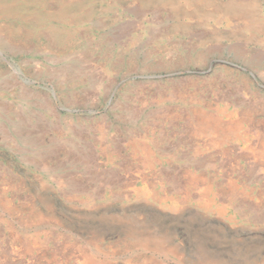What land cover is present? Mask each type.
<instances>
[{"label": "rangeland", "instance_id": "rangeland-1", "mask_svg": "<svg viewBox=\"0 0 264 264\" xmlns=\"http://www.w3.org/2000/svg\"><path fill=\"white\" fill-rule=\"evenodd\" d=\"M175 1L0 0V234H7L9 251L22 248L15 264H264V140H251L241 158L234 154L241 169L211 172L222 186L203 201L87 205L65 195L68 186L83 185L65 165L93 159L78 153L75 121L103 108L37 103L71 99L82 87L93 100L102 85L98 68L134 64L86 43L104 39L97 24L128 19L125 6ZM201 2L264 6V0ZM261 38L253 36V44ZM247 61L264 80V59ZM257 90L264 98V81Z\"/></svg>", "mask_w": 264, "mask_h": 264}, {"label": "crops", "instance_id": "crops-1", "mask_svg": "<svg viewBox=\"0 0 264 264\" xmlns=\"http://www.w3.org/2000/svg\"><path fill=\"white\" fill-rule=\"evenodd\" d=\"M201 1L123 7L128 19L100 22L97 30L104 29V39L86 43L134 64L98 68L102 85L93 100L82 87L72 90L71 99L37 103L103 108L75 121L81 126L75 134L82 144L78 153L93 159L65 165L64 171L83 183L81 190L68 186L67 198L111 206L203 201L212 188L222 186L211 172L241 169L234 154H247L251 140L262 144L264 98L257 88L264 80L247 60L264 59V6H206ZM256 35L262 38L253 44ZM22 255L19 246L9 251L2 232L0 264L10 259L15 264Z\"/></svg>", "mask_w": 264, "mask_h": 264}]
</instances>
